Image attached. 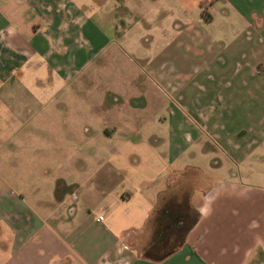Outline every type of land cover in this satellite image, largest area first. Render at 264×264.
I'll use <instances>...</instances> for the list:
<instances>
[{"label":"crops","instance_id":"crops-1","mask_svg":"<svg viewBox=\"0 0 264 264\" xmlns=\"http://www.w3.org/2000/svg\"><path fill=\"white\" fill-rule=\"evenodd\" d=\"M217 1L0 0V125L13 127L0 153L43 178L0 188V264H264V199L185 160L237 165L262 144L264 0H225L219 48L192 34L197 5ZM149 152L164 165L136 181ZM172 196L198 219L146 259L147 224Z\"/></svg>","mask_w":264,"mask_h":264},{"label":"rangeland","instance_id":"rangeland-1","mask_svg":"<svg viewBox=\"0 0 264 264\" xmlns=\"http://www.w3.org/2000/svg\"><path fill=\"white\" fill-rule=\"evenodd\" d=\"M196 0H193L195 3ZM229 6L225 0H219L213 4V6L209 7V11L205 13L204 9L199 8L197 5V8L192 13L193 20L197 19L200 21V25H193L192 28V34L194 38L200 40L204 39V41L210 42L211 39L216 41V48L218 47V40L231 37V30H227L223 28L222 23L224 21V17L227 16V12L230 11ZM205 13V14H204ZM210 16V17H209ZM210 21V22H209ZM210 39V40H209ZM102 84V83H101ZM13 127L11 125H0V134L5 137L2 138L3 144L7 145L10 144L9 137L6 136L12 132ZM259 136L262 137L261 145L255 150L256 157H252L248 160H244L240 162L239 164H233L229 161L226 157H203L202 156H187L185 157V160L189 165L193 166H202L207 169V174L210 177H214L215 180L218 182L219 180H225L226 182H233L235 185H238L240 187H245V191L242 193L244 196H248L249 194H253L255 198L264 199V133L260 134ZM43 142V141H42ZM134 145L137 144L136 142H133ZM48 144V141H47ZM128 151L129 153H136V151H139V147L132 148L133 145H129ZM5 150L0 153V162L3 163V165L0 167V188L3 189L5 187H8L7 185L11 184L12 187H14L16 182H24L26 180H32L38 182L42 181L43 178L41 177V174H25L22 172H14L12 168L9 167V164L11 162H15L17 159H15V156L13 154L12 147H5ZM135 151V152H133ZM154 151V150H153ZM155 152V151H154ZM103 151L99 152V156H104ZM140 155V154H139ZM157 155V154H156ZM155 155V153L149 152L142 156L140 155L141 164L140 172H135L130 175L133 176V179L136 181H142L143 179L151 180L155 175H157V172H153L154 170H158V168H161L164 163ZM135 157H132L130 160L131 165L133 164V161ZM99 161L101 158H98ZM104 159V158H103ZM126 161V157L124 158ZM99 162L97 163V165ZM137 164V163H136ZM138 165V164H137ZM150 166V170L144 172L143 166ZM222 165V166H221ZM234 174L237 176L234 177ZM77 175V174H76ZM195 175V173H194ZM129 180V179H128ZM9 183V184H8ZM177 184H179L177 182ZM155 185H153L154 187ZM44 187V186H43ZM142 193V191H141ZM145 200H148L150 202L153 195H149L148 191L143 195ZM264 202V201H263ZM75 204H78L77 202L74 203L72 196H69V203L65 205V208L68 210L71 207H73ZM79 207L82 208V206L79 204ZM194 208V206H192ZM116 215V220L119 219L121 215L125 216L126 211L123 207H115L113 210ZM195 212V211H193ZM256 214L260 217L261 222L264 220V206H257L256 207ZM102 216L106 218L107 212L106 209L101 207L98 212H96L95 216L93 218L97 220L99 216ZM190 219L186 222L187 224L191 223V221L194 218V214H190ZM81 222L84 220V218H80L79 221ZM135 223V220L130 221V223ZM138 228L142 227L140 220H137ZM137 228V227H136ZM162 243V242H161ZM163 247V246H162Z\"/></svg>","mask_w":264,"mask_h":264},{"label":"trees","instance_id":"trees-1","mask_svg":"<svg viewBox=\"0 0 264 264\" xmlns=\"http://www.w3.org/2000/svg\"><path fill=\"white\" fill-rule=\"evenodd\" d=\"M187 198L181 199L179 196H172L162 201L147 224L148 228L154 227L156 230L155 238L149 246L143 249L140 255L153 261H161L167 258L172 252L160 251L159 248L162 247L159 245L166 244L167 235L173 233V231L176 232V246L182 242L184 231H187L190 225L194 224L196 219H198L196 211L190 205ZM190 214H194V218L191 223L187 224L186 222L190 219Z\"/></svg>","mask_w":264,"mask_h":264},{"label":"built area","instance_id":"built-area-1","mask_svg":"<svg viewBox=\"0 0 264 264\" xmlns=\"http://www.w3.org/2000/svg\"><path fill=\"white\" fill-rule=\"evenodd\" d=\"M98 221H99V222L104 221V217L100 216V217L98 218Z\"/></svg>","mask_w":264,"mask_h":264}]
</instances>
